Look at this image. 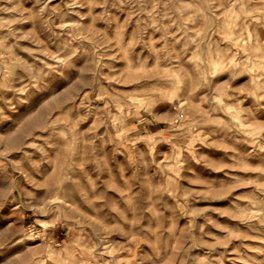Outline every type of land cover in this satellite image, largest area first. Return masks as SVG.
<instances>
[{
  "label": "rangeland",
  "instance_id": "rangeland-1",
  "mask_svg": "<svg viewBox=\"0 0 264 264\" xmlns=\"http://www.w3.org/2000/svg\"><path fill=\"white\" fill-rule=\"evenodd\" d=\"M0 264H264V0H0Z\"/></svg>",
  "mask_w": 264,
  "mask_h": 264
}]
</instances>
